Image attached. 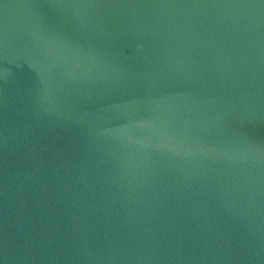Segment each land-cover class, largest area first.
Returning <instances> with one entry per match:
<instances>
[{
    "label": "water",
    "instance_id": "obj_1",
    "mask_svg": "<svg viewBox=\"0 0 264 264\" xmlns=\"http://www.w3.org/2000/svg\"><path fill=\"white\" fill-rule=\"evenodd\" d=\"M0 264H264V0H0Z\"/></svg>",
    "mask_w": 264,
    "mask_h": 264
}]
</instances>
